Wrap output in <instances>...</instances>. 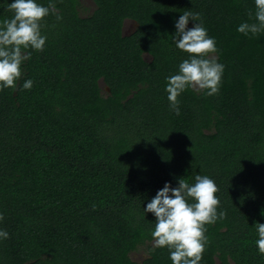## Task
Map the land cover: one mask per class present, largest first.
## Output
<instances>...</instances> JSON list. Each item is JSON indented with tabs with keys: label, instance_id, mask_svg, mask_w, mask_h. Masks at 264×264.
I'll return each instance as SVG.
<instances>
[{
	"label": "trees",
	"instance_id": "16d2710c",
	"mask_svg": "<svg viewBox=\"0 0 264 264\" xmlns=\"http://www.w3.org/2000/svg\"><path fill=\"white\" fill-rule=\"evenodd\" d=\"M9 2L0 21L14 14ZM94 2L82 16L80 0H54L61 19L44 18V51L15 90L0 91V228L10 234L0 264H172L150 244L155 220L143 206L166 181L196 175L215 180L225 213L206 226L201 264H264L254 224L264 223V34L236 30L255 22L253 0ZM189 11L224 72L215 95L184 91L176 115L165 77L187 58L172 35Z\"/></svg>",
	"mask_w": 264,
	"mask_h": 264
},
{
	"label": "clouds",
	"instance_id": "9594fccd",
	"mask_svg": "<svg viewBox=\"0 0 264 264\" xmlns=\"http://www.w3.org/2000/svg\"><path fill=\"white\" fill-rule=\"evenodd\" d=\"M254 23L244 21L237 26V32L244 35L264 34V0H253ZM7 8L13 11L10 19L0 21V91L17 88L24 75V64L31 59L32 52L44 51L47 36L42 33L44 18L60 15L54 0L47 4L41 0H10ZM252 14L250 13V18ZM192 27H188L189 21ZM172 42L180 51L187 53L177 71L165 77V91L169 108L180 114L178 97L188 90H205L212 96L219 92L224 65L216 56L217 44L208 34L199 12H184L174 23ZM20 87L30 90L31 78L24 79ZM219 188L208 175H196L194 182L178 179L176 186L166 181L155 195L143 206L144 217L151 213L155 220L151 236L155 248H167L172 264H201L208 243L207 225L224 217L219 210ZM264 215V210H262ZM4 214L0 212V222ZM258 253L264 255V223L255 222ZM9 232L0 228V240L9 238ZM153 249V250H154Z\"/></svg>",
	"mask_w": 264,
	"mask_h": 264
},
{
	"label": "rangeland",
	"instance_id": "374dc122",
	"mask_svg": "<svg viewBox=\"0 0 264 264\" xmlns=\"http://www.w3.org/2000/svg\"><path fill=\"white\" fill-rule=\"evenodd\" d=\"M80 13L82 16H88L90 14H92L96 8V4L94 2V0H80ZM137 27V23L133 20L127 19L124 23V33L125 34H130L132 33ZM146 58L148 60L151 59V55L146 54ZM103 90H107V86L105 84L104 81L100 82ZM151 245H154V242L150 243ZM132 258L135 261H142L143 259H145L148 256V246H143L140 247L139 249H137L136 251H134L131 254Z\"/></svg>",
	"mask_w": 264,
	"mask_h": 264
}]
</instances>
